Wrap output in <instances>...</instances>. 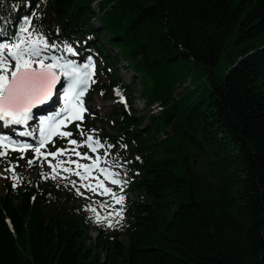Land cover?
<instances>
[{
    "label": "trees",
    "instance_id": "1",
    "mask_svg": "<svg viewBox=\"0 0 264 264\" xmlns=\"http://www.w3.org/2000/svg\"><path fill=\"white\" fill-rule=\"evenodd\" d=\"M31 12L39 33L79 53L61 45L60 56L102 62L107 82L87 100L103 93L119 107L111 121L84 117L81 128L103 125L101 141L113 145L137 201L111 234L71 185L57 196L40 175L13 187L6 172L0 264H264V0H0V27L15 32ZM122 65L142 78L143 114L116 73ZM190 74L208 86L183 91ZM64 142L55 137L47 151ZM19 155L8 158L21 165L33 154Z\"/></svg>",
    "mask_w": 264,
    "mask_h": 264
},
{
    "label": "snow or ice",
    "instance_id": "2",
    "mask_svg": "<svg viewBox=\"0 0 264 264\" xmlns=\"http://www.w3.org/2000/svg\"><path fill=\"white\" fill-rule=\"evenodd\" d=\"M35 15L36 13L32 12L22 17L15 32H9L6 27H0V38H2L0 39V164L4 165V171L10 174L13 187H16L22 182V177L15 171L20 165L8 158L9 153L19 152L20 155L17 157L19 161L24 160L25 154L30 151L33 155L26 159V165L31 168L39 161L42 179L67 180L79 196L83 195L81 188L92 193L102 189V194L111 195L116 203L123 205L124 197L117 198L116 193H112L103 183H97L95 187L86 183L77 186V180L70 179L72 176L77 177L79 181L95 179L92 172L96 169L104 175L105 179L110 180L111 184L121 185L122 181L117 178L118 172L109 171L108 168H102L99 165L102 159L111 167L119 168L122 165L119 160L113 159L110 162L105 159L111 154L113 145L108 144L106 140L101 141L98 136L94 137L85 133L81 128L84 113L89 111L84 105L83 97L95 72V65L90 63L91 57L87 58L89 63L78 64L75 60L56 55L61 45L63 50L71 56H79V53L67 41L50 42L45 35L39 33L32 26L31 17ZM2 23L3 21L0 20V24ZM114 92L119 97L118 102L124 103L127 107L126 99L120 89L117 88ZM54 100L62 102V107L50 115L37 117L36 112L40 107L48 106ZM34 120L37 122L31 124L30 122ZM76 121L80 122L76 124V129L83 139L68 140V144L76 147L69 149L65 146L57 148L55 152L47 151L49 144L55 147V137L65 139L74 135L70 131L61 129ZM91 131L95 132V130ZM28 138L35 143H28ZM78 147H86L93 154L102 149L105 151L101 155L90 156L87 152L76 151ZM121 147L126 149L127 145ZM42 149L45 151L42 152ZM69 152L80 159L92 162L74 161L67 155ZM49 156L55 160V164L48 160ZM58 156L67 158L56 159ZM45 163L51 169L50 173L43 171ZM72 164L75 168L65 166ZM61 173H67V176ZM0 175L3 174L0 173ZM103 206L101 204V207ZM90 210L93 213L96 212L95 208ZM117 215L123 218L122 210ZM96 221L102 222L99 216H96ZM108 226L111 227V223Z\"/></svg>",
    "mask_w": 264,
    "mask_h": 264
},
{
    "label": "rangeland",
    "instance_id": "3",
    "mask_svg": "<svg viewBox=\"0 0 264 264\" xmlns=\"http://www.w3.org/2000/svg\"><path fill=\"white\" fill-rule=\"evenodd\" d=\"M31 30L32 29H30V31ZM34 38H35V33H34ZM55 54L59 55L58 53H55ZM85 63H89V61ZM90 63L95 65V72H94V75L92 76V81H95V82L94 83L92 81L89 82L88 90L84 96L87 102L86 104L84 103V105L89 110L88 112L84 113V117H95V116L97 117L98 116L101 119L111 121V119H113V114H112L113 110L119 107L118 104L112 98H110L109 96L104 97L98 94V95H95L92 100L87 101L88 92L91 90L92 87H94L97 81L101 82L102 84L107 82L104 75L98 72V68L101 66L102 62L101 61L96 62L94 60H91ZM181 65L182 63L177 64L176 66H181ZM186 67H189V65ZM167 69H168L167 65H164L162 68V70L164 71ZM185 72H186V68H182L181 70H178L177 71L178 76L176 75V77L181 76ZM116 73L120 76L124 84H128L131 87V91L134 97V104H133L134 112L136 114H143L145 112V107H144V100L142 97H140V93L143 90V82H142L141 76L137 74L133 70V68H131V66L129 65L119 66L117 68ZM168 74H169V71L167 72L165 77H167ZM182 84L183 85L181 86L182 87L181 89L183 91L185 92L192 91V93H197L208 86L206 83V78L204 76L202 75L194 76L193 74L192 75L190 74L185 80V82ZM57 105H61V102H59L58 104L57 103L54 104V107ZM58 108L59 106L55 108L54 110H53V106L50 108H44L43 110L37 111L36 115L37 117L41 115L47 116V115L52 114L54 111H57ZM152 111H154L153 113H158L159 109L156 106L152 109ZM146 113L149 115L150 111L149 112L147 111ZM30 123L34 124L35 120ZM71 125L72 123H70L67 127L62 128L61 130L72 132L73 128ZM89 126H90V130L87 132V134H91L94 137L98 136L100 139H102L103 129H104L103 125H101V123L99 122H95L92 120L89 122ZM105 129L106 131H108V133L111 132L110 130H108V128H105ZM91 130H95V132H92ZM73 134L74 135L72 137H68L64 139L65 142L61 145L60 148H63L65 146H67L69 149L74 148L76 146L68 144V140L76 139L78 141H81L83 139L80 136V134L78 133H73ZM27 142L35 143V141L32 139L27 140ZM76 151H79L81 153L87 152L90 156H94V155H101L105 150L102 149L100 150V152L93 154L86 147H78L76 148ZM110 151L113 152L112 149ZM67 155L70 156L72 160L74 161L78 160L80 163H91L92 162L90 160L80 159L76 157L75 155H73L71 152H69ZM115 156L116 155L111 154L105 157V159H108L111 162ZM66 158H67L66 156L56 157V159H66ZM48 160H51L52 163L55 164V160L51 156L48 157ZM99 166L102 168H108L109 171L118 172L119 176L117 178L122 181L121 185L111 184L110 180L105 179L104 175H101L96 169H93L92 176L95 179H89L87 181H79L77 177L73 176V179L77 180V186H79V184L86 183V184H91L93 187H95L97 183H103V185L107 187L108 189H110L112 193H116L117 198L119 196L124 197L123 205L116 203V200L111 195L102 194L103 192L102 189H98L97 193H92V192L87 191L84 188L80 189L83 195L82 196L78 195L79 198L77 199V204L80 206L85 205L88 208L89 210L88 213L90 217H92V222L97 223L96 216H99L102 222L97 223V224L99 226H104L106 229L110 231L111 234H113L115 231H121V229L123 228L125 221H126V218L124 216L126 213L125 211L127 210L129 203L137 201V193L127 191V187H128L126 184L127 181L123 179L124 172L122 169H120V167L119 168L111 167L110 164H105L103 159L101 160ZM72 168H75L74 164H72ZM43 171L45 173L51 172V169L48 168L47 163H45ZM40 172H41V167L39 166V161H37V163L31 168H29L26 165V162L21 164L20 167L18 168V174L21 177L29 176L31 179H35V180L40 175ZM0 173L3 174V175H0V198H1V197H4L6 194L7 179H5L4 177H7V174L1 167H0ZM61 175L67 176V173H61ZM43 182H45L47 185V188L57 196H64L67 188L69 187L67 180H60L59 178L56 180L43 179ZM65 185H68V186L66 187ZM101 204H103L104 206L101 207ZM91 208H95L96 212L93 213L90 210ZM121 210H122L123 218H121L120 215H117V213L121 212ZM109 223H111L112 225L111 227L108 226ZM98 235H99L98 229H93L92 231L88 233V237H90L92 240L97 238ZM120 239L125 240V237L120 236Z\"/></svg>",
    "mask_w": 264,
    "mask_h": 264
},
{
    "label": "bare ground",
    "instance_id": "4",
    "mask_svg": "<svg viewBox=\"0 0 264 264\" xmlns=\"http://www.w3.org/2000/svg\"><path fill=\"white\" fill-rule=\"evenodd\" d=\"M60 101H55L54 100V102H50V104L48 105V106H42V107H40V109L38 110V111H40V110H43L44 108H50V107H52L53 106V110L55 109V108H57L59 105H57V106H55L54 107V104H58ZM37 121H35V123H36ZM34 123V124H35ZM27 140H31L30 138H28Z\"/></svg>",
    "mask_w": 264,
    "mask_h": 264
}]
</instances>
